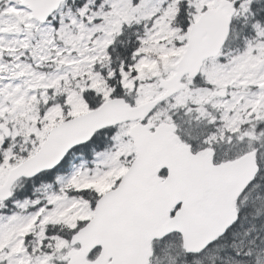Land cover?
Masks as SVG:
<instances>
[{
	"label": "snow or ice",
	"instance_id": "obj_1",
	"mask_svg": "<svg viewBox=\"0 0 264 264\" xmlns=\"http://www.w3.org/2000/svg\"><path fill=\"white\" fill-rule=\"evenodd\" d=\"M0 264H264V0H0Z\"/></svg>",
	"mask_w": 264,
	"mask_h": 264
}]
</instances>
